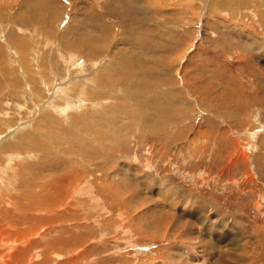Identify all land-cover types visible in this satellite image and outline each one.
Instances as JSON below:
<instances>
[{
	"label": "rangeland",
	"instance_id": "1",
	"mask_svg": "<svg viewBox=\"0 0 264 264\" xmlns=\"http://www.w3.org/2000/svg\"><path fill=\"white\" fill-rule=\"evenodd\" d=\"M226 1L0 0L5 173L96 179L15 225L28 264H264V0Z\"/></svg>",
	"mask_w": 264,
	"mask_h": 264
},
{
	"label": "bare ground",
	"instance_id": "2",
	"mask_svg": "<svg viewBox=\"0 0 264 264\" xmlns=\"http://www.w3.org/2000/svg\"><path fill=\"white\" fill-rule=\"evenodd\" d=\"M228 1V2H227ZM227 4L229 3H232L233 0H227ZM248 1V3H246ZM259 1V0H258ZM225 2V3H226ZM241 4L243 6H248L250 5L249 4V0H240ZM264 3V1L262 2ZM226 4V5H227ZM233 4H235V2H233ZM229 6V5H228ZM254 5H252L253 7ZM100 76V75H99ZM101 83V82H99ZM106 87L108 86L107 84L105 85ZM79 88V87H78ZM65 90V89H64ZM63 90V92H64ZM81 94V91L79 92ZM78 93V94H79ZM90 93V91L88 92ZM50 96H52V94H50ZM101 96V95H100ZM81 101L78 104L79 107H81ZM61 108V107H60ZM90 113V112H89ZM88 118V117H87ZM70 119V118H69ZM86 119V118H85ZM65 121V120H63ZM68 121V120H66ZM74 122V121H73ZM71 123V121H70ZM76 123V122H75ZM77 124V123H76ZM95 124V123H94ZM83 125V124H82ZM92 125V124H91ZM75 126V125H74ZM84 126V125H83ZM77 128V127H76ZM92 128V127H91ZM61 129V128H60ZM85 129V128H84ZM97 129V128H96ZM157 129V128H156ZM64 130V129H62ZM92 130V129H91ZM159 130V129H158ZM67 131V130H66ZM66 131L64 130L63 132L66 133ZM91 132V131H90ZM94 132V131H93ZM99 132V131H98ZM145 132V131H144ZM156 132V131H154ZM22 133V132H21ZM20 135V133H19ZM31 134H27V132L25 131V134L23 135L25 138H27L28 136H30ZM93 135V134H92ZM22 136V137H23ZM78 136V135H77ZM24 137H23V140H24ZM62 137V136H61ZM80 138V137H79ZM76 139V138H75ZM20 140V139H19ZM22 140V139H21ZM20 140V141H21ZM78 140V138H77ZM232 140V139H231ZM34 142L33 144H38L36 142V138L35 136H33L32 138H29L25 141H23V144H26L27 142ZM131 141V140H130ZM80 142V140H79ZM19 143V142H18ZM20 144V143H19ZM22 144V143H21ZM9 145V144H8ZM117 145V144H116ZM13 146H15V144L13 143L12 144V148ZM23 146V145H22ZM39 146V145H38ZM236 147V146H235ZM10 148V147H9ZM8 147H3V146H0V153H2V160H3V164L0 166V241H5V240H9L7 239V235L10 233V230L9 228L11 226H14V230L16 229L15 228V225L16 224H20V221H24L25 219H29V218H33V219H36L35 218V214L37 215H44L45 214H53L51 212H53L55 209H61L65 207L66 203H67V200L71 197V195H74L76 196V194H78L79 196L80 193L84 194V195H87L89 196L90 198L92 199H95L93 195L90 196V192L87 191L86 189V184L90 183L89 181H93L95 182L96 179H89L90 176H87L86 174H84L83 172H81L80 170H76L74 168V164H68V167L70 166L71 169H74V170H71V169H67L66 172H62L61 175H59V177H56V174L54 173V175H50L49 177L47 175H43L41 177V180L40 182H37V180L35 181V185L36 187L40 188V189H37L38 191L36 192L31 190V188H29L30 186L32 185H28V180L26 178H24L25 180L22 179V173L23 172H20V170L17 169V167L13 164L12 167H10L9 169V172L8 174L10 176H8V174L5 173V170L6 168H8L9 166V163H10V160L12 158V154L10 153L11 150L9 149ZM86 148V147H85ZM14 149V148H13ZM18 149V148H17ZM241 149V148H240ZM247 149V148H246ZM17 151V150H16ZM24 152V151H23ZM53 152V151H52ZM73 152V151H72ZM77 152V151H76ZM88 152V151H87ZM238 152V151H237ZM82 153V152H81ZM86 153V152H85ZM17 154V152H16ZM51 154V153H50ZM75 154V153H74ZM242 154V153H241ZM54 154H52L53 156ZM76 157V156H75ZM18 158V157H17ZM56 158V157H55ZM244 158V156L242 157ZM235 159V157H234ZM12 161V160H11ZM74 161V160H73ZM13 162V161H12ZM25 162V161H24ZM72 162V161H71ZM20 164H22L21 162H19ZM12 164V163H11ZM10 164V165H11ZM67 165V164H66ZM33 166V165H32ZM63 167V166H62ZM81 167V166H80ZM86 167V166H85ZM91 168V167H89ZM84 169V168H83ZM85 170V169H84ZM87 173L89 172L88 170H86ZM94 172V171H93ZM86 173V172H85ZM14 174V175H13ZM17 175H19V178L17 177ZM86 175V176H85ZM24 176V175H23ZM47 177V179H44V177ZM18 178L19 181V185L22 186V183L23 185L25 186V193L21 196V193L19 192V190L16 188L15 192L13 191L14 189L12 187L8 188V186L10 185V178ZM80 177V178H79ZM85 177L87 178L85 181ZM79 178V179H77ZM6 179H8L9 181H7ZM77 179V180H76ZM16 181V180H15ZM27 181V183L25 182ZM13 182V181H12ZM86 182V183H85ZM17 183V184H18ZM32 183V182H31ZM82 183V184H81ZM14 184V183H13ZM12 184V186H13ZM94 184V183H93ZM14 186H16L14 184ZM93 186V185H92ZM97 186V184H96ZM33 188V187H32ZM88 188V187H87ZM103 188V187H101ZM104 189V188H103ZM105 190V189H104ZM12 191L14 192V194H12ZM101 191V190H100ZM75 192V193H73ZM78 192V193H77ZM105 194L104 195H107L108 196V191L107 192H104ZM130 193V192H129ZM133 193H130V195H132ZM12 195H16L15 197H12ZM169 194H166L165 193V197L166 199H169L170 197L168 196ZM107 196H105L107 198ZM133 196H137L136 193H134L131 197L133 198ZM145 197V195H144ZM150 197V196H149ZM75 199V197H73ZM110 198V196H109ZM73 199V200H74ZM88 199V198H87ZM173 199V198H172ZM82 199H80L81 201ZM96 200V199H95ZM93 200V201H95ZM145 200V199H144ZM153 201V199H151ZM71 201V200H70ZM78 201V200H77ZM83 201V200H82ZM143 201V200H142ZM146 201V200H145ZM172 201V200H171ZM69 202V201H68ZM81 204V203H80ZM84 204V203H83ZM62 206V207H61ZM67 207V206H66ZM62 209V210H63ZM79 209V208H78ZM170 212V211H169ZM168 211H165V213H167V215H163L161 216L160 215V218L156 224V227L157 228H160V225L164 224L165 227L164 229H166L165 231H167V227L169 225V223H171L170 220L174 219L175 216L171 219L170 216H168V214H170ZM57 214V212H55ZM54 213V214H55ZM64 213V212H63ZM71 213V212H70ZM172 214V213H171ZM62 215V213H61ZM13 216V217H12ZM44 216H41L42 218L41 219H38L37 220H42L44 219ZM48 217V215H46ZM67 216V214H66ZM65 216V217H66ZM71 216V215H70ZM69 216V218H70ZM8 220H6V218H8ZM55 217V216H54ZM53 217V219H54ZM58 217V215H57ZM72 217V216H71ZM84 217V216H83ZM21 218H25V219H21ZM50 218V217H49ZM52 218V217H51ZM156 218V217H155ZM53 219L51 220V224L53 223L54 224V220ZM58 219H60V217H58ZM61 220V219H60ZM43 221V220H42ZM50 221V220H49ZM77 221V220H76ZM41 222V221H40ZM58 221L55 222V224L57 223ZM154 222V221H153ZM27 223V222H26ZM29 223V222H28ZM45 221H43V225L39 228H35V227H32L31 224L28 226V227H24L23 225V229L21 228L20 230H15V232L13 234L15 235H18V233L20 234V236L18 235L17 238H15V240L13 239V244L14 245H19L18 248H16V250L10 248L13 250V252H5L4 250H2L3 248L1 247V250L3 251H0V264H12V261L14 259V261H16L15 259L19 260V257L21 255H23L25 253L24 251V247L26 245V243L30 240L28 239L29 237H32V238H35L37 236H41L43 237L44 234H41L40 231H45L46 227H44ZM63 223V222H62ZM40 224V223H39ZM50 225V223H48ZM77 225V224H76ZM79 225V224H78ZM75 226V225H74ZM84 226V225H83ZM172 226H174L172 224ZM21 226H19L20 228ZM49 227V226H48ZM63 228V227H62ZM74 228V227H72ZM76 228V227H75ZM74 228V229H75ZM156 228V229H157ZM178 228V226L176 227ZM45 229V230H43ZM53 229V228H52ZM180 229V228H179ZM81 230V229H80ZM83 230V229H82ZM138 230V229H137ZM158 230V229H157ZM184 231V229H182ZM65 231V230H64ZM63 231V232H64ZM69 231V230H68ZM54 232V231H53ZM66 233V232H65ZM75 233V232H74ZM166 233V232H165ZM22 234V235H21ZM72 234V233H71ZM43 235V236H42ZM162 235V234H161ZM39 236V237H40ZM64 236V235H63ZM193 235H191V238ZM10 237V236H9ZM56 237V235H55ZM61 237V236H60ZM64 238V237H63ZM62 238V239H63ZM66 238V237H65ZM72 238V237H71ZM59 239V238H58ZM61 239V238H60ZM58 240V242L61 240ZM46 240V239H45ZM55 242L57 240H54ZM53 241V242H54ZM64 241V240H63ZM57 242V243H58ZM12 243V239L7 242V247L8 245ZM2 245H4L3 243H1ZM22 244V246H20ZM61 244V243H60ZM6 245V244H5ZM63 246V245H62ZM17 247V246H16ZM8 250V249H7ZM184 250H182L181 252H183ZM62 252V251H61ZM31 254V255H30ZM25 255H27L28 259L25 260L26 263L25 264H28V263H31L32 259H36V258H33L35 257L36 255L33 254V250H32V253H25ZM54 255L56 256V253H54ZM48 256V255H46ZM59 256V255H57ZM66 256V255H65ZM23 258V256H22ZM21 258V259H22ZM44 258V257H43ZM46 258V257H45ZM48 259V258H46ZM32 260V261H31ZM51 260V258H50ZM196 261H198L197 259H192L191 260V263H195ZM19 262V261H18ZM43 262V261H42ZM53 262V261H52ZM201 262V261H199ZM72 263V262H71ZM22 264V263H21ZM201 264V263H200Z\"/></svg>",
	"mask_w": 264,
	"mask_h": 264
}]
</instances>
